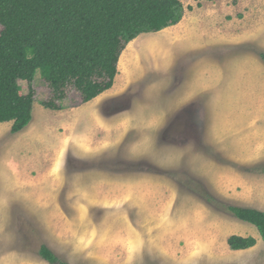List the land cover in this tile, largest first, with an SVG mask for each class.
Here are the masks:
<instances>
[{
    "label": "rangeland",
    "instance_id": "374dc122",
    "mask_svg": "<svg viewBox=\"0 0 264 264\" xmlns=\"http://www.w3.org/2000/svg\"><path fill=\"white\" fill-rule=\"evenodd\" d=\"M181 2L185 17L178 27L142 33L126 45L122 63L129 73L123 75L118 63L107 93L81 103L68 87L57 102L61 109H48L41 101L50 91L37 72L24 132L16 135L11 122L0 123L3 176H36L39 187L47 183L40 182L42 173L56 179L44 185L42 201L54 198L58 211L51 215L70 221L63 231L72 234L55 253L69 264H264L255 227L224 210L228 203L264 211V173L254 171L264 162L242 161L264 143L254 127L264 121V108L245 113L253 108L249 100L242 111L222 108L229 77L254 75L252 84L264 82L258 56L264 51V0ZM246 14L261 21L251 32L255 43L218 48V37L229 33L230 43H246L237 36ZM19 85L27 92V82ZM84 188L92 202L78 211ZM7 209L0 214L6 226L0 258L3 248L37 253L43 240L34 214L18 204ZM231 234L257 242L232 251L226 244ZM19 261L0 264H27Z\"/></svg>",
    "mask_w": 264,
    "mask_h": 264
},
{
    "label": "trees",
    "instance_id": "16d2710c",
    "mask_svg": "<svg viewBox=\"0 0 264 264\" xmlns=\"http://www.w3.org/2000/svg\"><path fill=\"white\" fill-rule=\"evenodd\" d=\"M183 15L181 0H0V123L11 122V133L29 124L37 72L50 91L43 107L61 109L57 102L68 87L81 103L91 101L113 86L119 57L131 40L176 25ZM258 54L264 62V51ZM20 80L28 83L27 92ZM254 171L264 173V163ZM224 210L254 226L264 242V211L228 203ZM256 242L252 235L226 239L232 251ZM38 254L49 264H69L43 243Z\"/></svg>",
    "mask_w": 264,
    "mask_h": 264
},
{
    "label": "crops",
    "instance_id": "0c3cea01",
    "mask_svg": "<svg viewBox=\"0 0 264 264\" xmlns=\"http://www.w3.org/2000/svg\"><path fill=\"white\" fill-rule=\"evenodd\" d=\"M202 1H205V0H202ZM219 2H220V0H213V1H208L207 3L218 4ZM246 15H247V17H246ZM246 15L244 16V18H245L244 20L246 22L243 23V28L239 27V31L237 32V34H238L237 36H243V38H245L246 43L241 42V40H238V44L230 43L232 41H235V39L231 38L232 36H234V34L229 33V34H225L223 36L218 37L220 39H217L216 45H221L218 48H229V46H236V45H237V48H246L247 44L249 42H251V43L254 42V41H249L252 38L251 32L254 30V28L256 26H258L261 23V21L256 19L255 17L253 18V16L249 18V15L248 14H246ZM184 17H185V13H184L181 21L174 26L179 25L182 22V20L184 19ZM206 21L210 22L209 19H206ZM250 48H256V46L250 47ZM251 54H253V53H251ZM232 78L233 77L228 78L227 93L222 94V99L224 102V106L222 108L224 110H226L227 112L229 111V113L233 110H241L242 111L243 110L242 105H243V102L245 100L246 101L249 100L250 103L253 102L252 110L245 111V113H248V112L255 110L256 106H260V107L264 108V106H262V103L260 102V100L264 99V96L262 97V95H261V93L264 92V91H262V87L264 86V82L261 84L260 79H259L258 81L255 80L254 83L252 84V80L255 79L254 75L245 77V78H243L244 80L243 79L240 80L237 78L232 79ZM236 80H237V82L235 83L234 81H236ZM245 83H248L249 87H247L248 85ZM237 86H239L242 90L241 94L238 93L239 96H237L234 89L232 88V87H237ZM240 88H238V89H240ZM255 88H256V91L258 92V94L255 93ZM107 91H109V89L104 91L103 93H101L100 95H98L97 97L92 99L91 101H95L100 96L107 93ZM250 99H252V100H250ZM91 101H89V102L92 103ZM214 113H215V111H214ZM250 114H252V112ZM256 124H257V126H256ZM256 124L254 126V127H256L255 128L256 129L255 134L257 136H259V133L263 135L264 134V121L260 120ZM260 125H261V127H260ZM25 128H23L21 131L17 132L16 135L20 136L24 132ZM257 128H259V129H257ZM252 152H253L252 155H249L246 153L247 156H252V159H249V160H243L242 159V161H251V163L264 162V143L260 144V146L258 145L257 148H255ZM235 157L241 159L240 157H238L236 155H235ZM50 161H51V159H50ZM45 163H47V162H45ZM60 165H61V163H59V161H57L56 167L57 166L60 167ZM55 168H53V169H55ZM42 170H43V168H42ZM2 172L4 173V169H2V171H0V214H3V216H5L6 212H9L7 208L12 209V206L17 205V204L22 206L23 209H25V211L27 213H30V214L32 213V215L34 214L35 220L33 223L36 225L37 229L40 231V237L43 240V242H41V243L48 246L54 253L60 255V252L58 250L59 249L61 250V245L63 243H60V244H58V243L60 241H63L65 239L69 238V236L72 234V233H68L66 231H63V230L68 229V227L70 226V224H69L70 221L64 220L61 216L51 215L54 213V211H58V210H55L56 208H55V199L54 198L50 199V197H49L45 201H42V199H43L42 197L44 196V193L42 192V190H43V187L44 188L46 187L44 185H47V183H50V185H51L56 179L55 178H49L50 172L43 174L40 171V173H42V174H40L41 175L40 182L42 184L45 182H47V183H45L39 187L37 185V181H36L37 179L35 178L36 176H30V175L18 176V175H15V176L9 177V176H5V175L3 176ZM85 192H87V190L85 188L83 190H80V192H78L79 197L82 198L81 200H78L79 204H80V202L84 203V205L78 206V211H82L85 206L91 205L92 201L90 199V196ZM38 212H41L40 214H43L42 217H40L41 215H38ZM55 217L57 219H52ZM4 222H5L4 220H3V222L0 221V229H3L2 233L0 232V236H2V238H3L2 242H4L3 240H5V237H6V233L4 231L6 226H5ZM74 234L76 235L77 232H75ZM78 234H80V233L78 232ZM3 244L4 243H2V245ZM77 245L80 246V243H77ZM1 251H2L1 252L2 256H1L0 260L2 259L5 261L6 258L10 259V258L14 257V259H16L17 262H19V263H21L19 260H22V261L25 260L27 262V264H47L45 262V260L39 256L38 252L37 253H31L25 249H20V251L13 252L14 250H11V249L5 250L4 248L1 249Z\"/></svg>",
    "mask_w": 264,
    "mask_h": 264
},
{
    "label": "bare ground",
    "instance_id": "6f19581e",
    "mask_svg": "<svg viewBox=\"0 0 264 264\" xmlns=\"http://www.w3.org/2000/svg\"><path fill=\"white\" fill-rule=\"evenodd\" d=\"M147 43H148V42H147ZM147 43H146V44H147ZM148 46H149V48H153V44H152V43H150ZM148 46H147V47H148ZM142 48H145L144 45H143ZM124 56H125V55L122 53V54H121V57H120V60H119L118 63H119L120 69L122 70V74H123V75H128V73H129V68H127V67L124 65V63H122V62H123V59H124Z\"/></svg>",
    "mask_w": 264,
    "mask_h": 264
}]
</instances>
